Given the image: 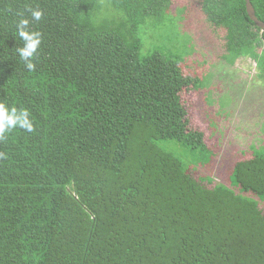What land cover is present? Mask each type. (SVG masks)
<instances>
[{
    "label": "trees",
    "instance_id": "trees-1",
    "mask_svg": "<svg viewBox=\"0 0 264 264\" xmlns=\"http://www.w3.org/2000/svg\"><path fill=\"white\" fill-rule=\"evenodd\" d=\"M249 1L264 23V0ZM245 3L200 8L225 31V61L264 70V30ZM169 4L0 0V102L34 127L0 139V264H264V143L228 184L194 178L212 151L188 126L174 55L142 53L141 29ZM21 12L41 33L31 71L16 51Z\"/></svg>",
    "mask_w": 264,
    "mask_h": 264
},
{
    "label": "rangeland",
    "instance_id": "rangeland-1",
    "mask_svg": "<svg viewBox=\"0 0 264 264\" xmlns=\"http://www.w3.org/2000/svg\"><path fill=\"white\" fill-rule=\"evenodd\" d=\"M168 11L167 21L141 29L142 53L155 47L174 55L165 64L184 84L188 126L203 133L212 151L192 175L228 184L235 163L252 158V146L264 143V70L249 57L224 60L225 31L209 25L200 0H170ZM197 79L201 85L194 87Z\"/></svg>",
    "mask_w": 264,
    "mask_h": 264
},
{
    "label": "clouds",
    "instance_id": "clouds-1",
    "mask_svg": "<svg viewBox=\"0 0 264 264\" xmlns=\"http://www.w3.org/2000/svg\"><path fill=\"white\" fill-rule=\"evenodd\" d=\"M32 21H40L43 12L39 9L28 8ZM16 34L23 42L22 47H17L16 51L20 60L25 64L28 70L35 69L36 55L41 44V33L31 30L30 20L25 17L24 12L19 13V19L16 22ZM19 127L27 132H33L34 127L29 119V112L26 109L17 110L9 108L5 103L0 102V139L13 128Z\"/></svg>",
    "mask_w": 264,
    "mask_h": 264
},
{
    "label": "water",
    "instance_id": "water-1",
    "mask_svg": "<svg viewBox=\"0 0 264 264\" xmlns=\"http://www.w3.org/2000/svg\"><path fill=\"white\" fill-rule=\"evenodd\" d=\"M245 1H246L245 3L246 11H247L249 18L256 24V26L264 30V23L256 17L252 4L250 3L249 0H245Z\"/></svg>",
    "mask_w": 264,
    "mask_h": 264
}]
</instances>
